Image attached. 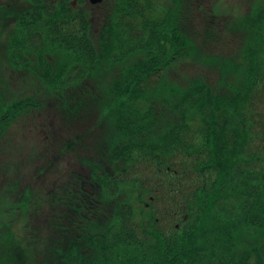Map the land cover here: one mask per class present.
Returning <instances> with one entry per match:
<instances>
[{
    "label": "trees",
    "instance_id": "16d2710c",
    "mask_svg": "<svg viewBox=\"0 0 264 264\" xmlns=\"http://www.w3.org/2000/svg\"><path fill=\"white\" fill-rule=\"evenodd\" d=\"M209 1L115 0L100 29L19 9L0 264H264V0L246 20Z\"/></svg>",
    "mask_w": 264,
    "mask_h": 264
},
{
    "label": "flooded vegetation",
    "instance_id": "af4514ba",
    "mask_svg": "<svg viewBox=\"0 0 264 264\" xmlns=\"http://www.w3.org/2000/svg\"><path fill=\"white\" fill-rule=\"evenodd\" d=\"M30 0H0V30H19L18 11L26 9ZM46 3L62 4L69 16H88L93 20L92 27L100 29L115 6V0H43ZM257 0H219L217 7L223 8V16L233 20L244 10H252ZM245 12V13H246ZM238 15V16H236ZM7 35V32H5ZM7 37V36H4Z\"/></svg>",
    "mask_w": 264,
    "mask_h": 264
}]
</instances>
